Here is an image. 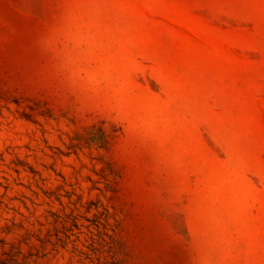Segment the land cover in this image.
<instances>
[{
	"label": "rangeland",
	"instance_id": "rangeland-1",
	"mask_svg": "<svg viewBox=\"0 0 264 264\" xmlns=\"http://www.w3.org/2000/svg\"><path fill=\"white\" fill-rule=\"evenodd\" d=\"M0 264H264V0H0Z\"/></svg>",
	"mask_w": 264,
	"mask_h": 264
}]
</instances>
